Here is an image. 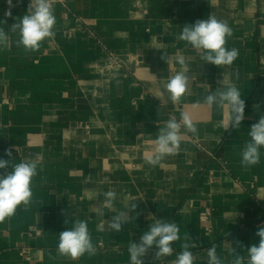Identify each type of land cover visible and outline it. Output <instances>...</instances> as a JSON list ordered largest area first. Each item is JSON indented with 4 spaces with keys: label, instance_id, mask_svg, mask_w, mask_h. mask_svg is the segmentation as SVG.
<instances>
[{
    "label": "crops",
    "instance_id": "0c3cea01",
    "mask_svg": "<svg viewBox=\"0 0 264 264\" xmlns=\"http://www.w3.org/2000/svg\"><path fill=\"white\" fill-rule=\"evenodd\" d=\"M29 2L13 0L6 17L0 0L9 37L0 47V158L37 164L31 203L0 223V264H130V243L158 219L176 223L181 239L159 260L150 249L144 264H175L186 233L194 264H206L213 244L223 264H232L231 245L246 264L264 224V147L259 164H241L250 128L264 116L263 0H64L53 4L56 35L33 52L10 29ZM209 16L232 29L225 46L239 56L230 66L205 63L178 39ZM178 55L190 80L173 104L163 87L182 70ZM221 79L246 102L239 129H224L227 108L204 103ZM182 113L197 133L182 135L177 155L148 165L159 129ZM109 190L117 193L111 208L103 206ZM124 211L128 222L111 231ZM76 220L87 222L95 255L58 252L59 233Z\"/></svg>",
    "mask_w": 264,
    "mask_h": 264
},
{
    "label": "clouds",
    "instance_id": "9594fccd",
    "mask_svg": "<svg viewBox=\"0 0 264 264\" xmlns=\"http://www.w3.org/2000/svg\"><path fill=\"white\" fill-rule=\"evenodd\" d=\"M8 10L6 17L12 16V8L16 5L13 0H6ZM6 23V21H4ZM56 17L52 0H30L26 14L19 18L18 22L10 26L11 31L19 32L17 46H22L24 50L33 52L40 48L41 42L56 35L54 26ZM232 36V29L226 21L218 20L213 16L207 19L197 20L194 24L185 25L178 35V39L187 42L195 50L201 53V59L205 63L216 66H230L239 56L236 48L228 49L226 38ZM8 35L3 28H0V47L8 43ZM166 62L168 58L161 57ZM176 62L182 66V70L171 76L164 85L163 91L168 94V99L173 103H178L185 95L190 76L188 66L183 55L176 57ZM239 74L237 73V79ZM219 87L215 92H211L205 97L204 103L208 107L228 109L227 124L229 127L239 129L244 120L246 102L241 98V91L236 85L230 84L225 87L223 79L218 81ZM183 129V132H182ZM197 128L187 113H182L181 120L170 118L165 126L159 129L155 147L152 154L146 158V163L150 166H157L169 155H177L182 142V135L186 132L197 133ZM251 138L241 152V164L244 167L255 166L260 163V149L264 147V116L254 123L248 133ZM6 155L11 157V149L6 150ZM11 166V171L0 173V223L6 218L15 214L17 207L23 204L27 207L31 203L32 191L31 181L37 175V164L35 162H20L10 165L9 160L0 158V170ZM105 200L103 206L113 207L117 193L109 190L104 193ZM133 203L129 208L135 209ZM129 220L127 213L121 212L114 216L108 227L111 231L119 233L122 227ZM180 229L174 222L156 220L140 237L139 242H132L128 247L130 264H144V257L150 249L155 247V259L170 256L173 253V243L180 240ZM259 237L258 244L253 243L247 247L246 264H264V224L260 225L255 233ZM192 237L185 234L184 243L181 245L182 251L177 254L175 264H194V256L190 248L193 244L188 243ZM240 246V242H236ZM58 252L61 255L70 256L72 259L84 255H95L91 236L88 231L87 222L76 220L70 229L59 233ZM231 252L234 256L232 264H245L244 256L240 255L236 248L231 245ZM206 264H223L217 254V247L213 244L207 249Z\"/></svg>",
    "mask_w": 264,
    "mask_h": 264
},
{
    "label": "built area",
    "instance_id": "2783aa9c",
    "mask_svg": "<svg viewBox=\"0 0 264 264\" xmlns=\"http://www.w3.org/2000/svg\"><path fill=\"white\" fill-rule=\"evenodd\" d=\"M53 4L64 5V0H52ZM263 10H264V0H263Z\"/></svg>",
    "mask_w": 264,
    "mask_h": 264
}]
</instances>
